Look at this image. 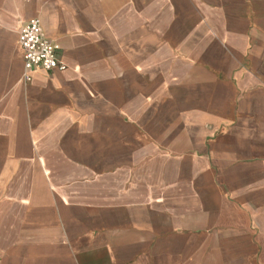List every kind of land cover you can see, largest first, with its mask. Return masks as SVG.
<instances>
[{"label": "crops", "instance_id": "crops-1", "mask_svg": "<svg viewBox=\"0 0 264 264\" xmlns=\"http://www.w3.org/2000/svg\"><path fill=\"white\" fill-rule=\"evenodd\" d=\"M0 264H264V0H0Z\"/></svg>", "mask_w": 264, "mask_h": 264}, {"label": "built area", "instance_id": "built-area-1", "mask_svg": "<svg viewBox=\"0 0 264 264\" xmlns=\"http://www.w3.org/2000/svg\"><path fill=\"white\" fill-rule=\"evenodd\" d=\"M18 44L23 54L21 71L23 83L31 82L34 70L50 73L53 70L66 69L58 56L59 46L46 38L39 18L29 19L20 26Z\"/></svg>", "mask_w": 264, "mask_h": 264}]
</instances>
